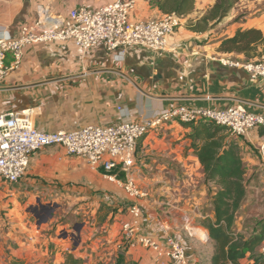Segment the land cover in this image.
<instances>
[{"label": "crops", "instance_id": "crops-1", "mask_svg": "<svg viewBox=\"0 0 264 264\" xmlns=\"http://www.w3.org/2000/svg\"><path fill=\"white\" fill-rule=\"evenodd\" d=\"M110 1L0 0V32L16 35L20 24L34 19L38 5L65 16L74 6L96 8ZM213 2L195 0L194 10L181 19L164 51L135 45L110 51L97 43L84 53L72 41L25 47L18 67L0 80V112L32 108L34 126L43 132L156 118L176 105L226 108L242 103L264 117V79H251L245 71L215 59L220 39L236 28L257 27L264 33V0H240L214 27L201 33L188 30L184 21L201 17ZM160 14L149 0H136L132 19ZM218 28L223 34L213 37ZM6 59L9 64L11 57ZM190 129L174 119L151 128L139 148L137 144L132 176L145 193L139 201L142 232L159 241L173 235L187 246L190 264H197L200 251L190 247L208 246L209 259L212 254V241L198 222L203 214L213 215L205 209L212 191L209 194L211 182L205 179ZM232 139L247 169L264 168V125ZM103 174L84 159L50 146L32 154L26 173L15 184L17 192L30 193L42 178H53L81 200L84 213L89 212L76 245L63 241L54 247L61 261L63 251H70L104 264H176L145 247L123 244L120 226L130 200ZM102 203L111 211L99 222L94 215ZM44 242L31 236L30 247L40 253Z\"/></svg>", "mask_w": 264, "mask_h": 264}, {"label": "built area", "instance_id": "built-area-1", "mask_svg": "<svg viewBox=\"0 0 264 264\" xmlns=\"http://www.w3.org/2000/svg\"><path fill=\"white\" fill-rule=\"evenodd\" d=\"M135 7L136 0H113L96 8L77 5L62 16L38 5L34 19L20 24L16 35L0 32V80L18 67L24 48L34 44L72 41L84 53L97 43H103L110 51L127 45L166 50L183 17L166 13L135 20L132 19ZM8 55L11 60L6 64ZM215 59L222 66L245 71L251 79H264V53L250 60L228 54L217 55ZM33 115L32 108L0 112V182L5 185L19 182L34 152L50 146L61 147L66 154L84 159L91 169H101L105 179L116 183L130 200L127 218L120 226L123 244L145 247L157 257L166 256L176 264H190L186 248L178 238L167 235L164 241H159L142 232L143 211L139 201L145 193L132 176L139 140L169 119L180 123L209 120L227 127L231 135H244L264 125V117L249 112L242 103L226 108L176 105L156 118L106 126L88 124L56 132L38 130Z\"/></svg>", "mask_w": 264, "mask_h": 264}, {"label": "trees", "instance_id": "trees-1", "mask_svg": "<svg viewBox=\"0 0 264 264\" xmlns=\"http://www.w3.org/2000/svg\"><path fill=\"white\" fill-rule=\"evenodd\" d=\"M238 2L240 0H214L201 17L196 20L188 18L185 27L194 32H205L227 16ZM149 3L161 14L174 13L180 17L188 16L195 7V0H149ZM216 51L243 60L258 58L264 53V33L257 27H238L232 35L220 39ZM183 124L191 128L188 136L192 139L205 179L215 186L210 195L213 215L203 214L198 220L206 230L207 238L212 241L208 264H264V254L259 252L264 243V219L249 236L236 231L237 213L247 197V167L229 129L203 119ZM110 211L109 206L100 204L96 219L103 222ZM244 258L248 259L246 263L241 262ZM2 264L26 263L18 256H11ZM60 264L104 263L91 262L70 251H63Z\"/></svg>", "mask_w": 264, "mask_h": 264}, {"label": "rangeland", "instance_id": "rangeland-1", "mask_svg": "<svg viewBox=\"0 0 264 264\" xmlns=\"http://www.w3.org/2000/svg\"><path fill=\"white\" fill-rule=\"evenodd\" d=\"M216 32L211 35L218 37L223 34L219 33L220 28ZM5 62L8 63L7 59ZM245 179L247 197L237 213L236 231L249 236L255 232L260 220L264 219V168L247 169ZM16 185L0 183V264L11 256L20 257L26 264H60L62 261L56 256L57 250L54 247L63 241H68L69 245L76 242L78 234L75 229L80 230L89 212L84 213L80 207L81 200L67 193L61 183L53 178H42L36 186L30 187V193L17 192ZM207 185L210 194L215 186L212 183ZM207 203L209 205L205 209L208 213L213 207L211 200ZM31 236L45 239L42 252L37 253V250L30 247ZM190 248L200 251L201 257L197 264H208V246ZM259 252L264 254V243ZM247 260L244 258L241 262L246 263Z\"/></svg>", "mask_w": 264, "mask_h": 264}, {"label": "water", "instance_id": "water-1", "mask_svg": "<svg viewBox=\"0 0 264 264\" xmlns=\"http://www.w3.org/2000/svg\"><path fill=\"white\" fill-rule=\"evenodd\" d=\"M76 230V232H77V234L79 233V229L77 228V229H75ZM73 245H76V242H74V244Z\"/></svg>", "mask_w": 264, "mask_h": 264}, {"label": "flooded vegetation", "instance_id": "flooded-vegetation-1", "mask_svg": "<svg viewBox=\"0 0 264 264\" xmlns=\"http://www.w3.org/2000/svg\"><path fill=\"white\" fill-rule=\"evenodd\" d=\"M49 209L47 208V211H48ZM51 210V209H50Z\"/></svg>", "mask_w": 264, "mask_h": 264}]
</instances>
